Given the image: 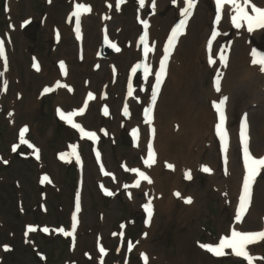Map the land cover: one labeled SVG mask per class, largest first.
Instances as JSON below:
<instances>
[{
    "label": "rangeland",
    "instance_id": "1",
    "mask_svg": "<svg viewBox=\"0 0 264 264\" xmlns=\"http://www.w3.org/2000/svg\"><path fill=\"white\" fill-rule=\"evenodd\" d=\"M48 1L22 0L19 4L15 2L14 10L9 12V1L0 0V35L5 38L8 31L13 32V37H6L9 53L7 51L5 71L2 69V57H0V73H2L0 75V258L2 264H98L99 250L95 246L97 235L103 238L105 243L103 245L110 250L105 258L106 264H145L141 253L146 251L152 256V262L148 260L147 264H248L243 257L232 256L228 248L224 250L225 255L215 256L200 245H216L219 244L221 235L228 236L229 226L236 213V193L240 186L235 180L238 171H241L240 150L237 147L235 132L240 114L248 112L254 137L255 132L260 133L263 124L261 121L264 120V81L248 79L242 84L238 83L234 76V88L232 92L229 89L228 93L226 92L230 102L229 123L233 132L230 159L232 170L228 176H224L228 177L227 183L219 181L222 176L218 165L224 160L220 159L216 166L214 160L219 155L218 146L212 142L211 137H207L208 144L202 143L205 145L200 149L202 153L196 156L199 157L196 166L188 164L194 169L192 179L183 176L185 181L182 193L180 197L176 196L171 215L166 218L161 210L154 206L155 213L152 215L156 217L155 226L146 229L145 217L148 213L144 205L149 191L146 188L138 189L134 191L133 196H127L124 182L132 178L129 172L121 169L122 162L139 163L144 155L142 150L144 143L139 149H134L123 143V133L140 124L144 137H147L146 124L141 114L152 94V84L163 47L160 46L161 42L182 8L178 7L176 2L173 3V0H159L158 10L151 12L148 6L139 9L137 0H126L117 8L114 7L115 0H111L113 5L108 8L105 5L106 0H87L93 3L96 16L91 15L87 20L84 19V45L86 49L91 44H95V47L92 56L86 53V60L79 61L77 58L79 43L73 34L72 25H66L65 22V15L72 11V3L75 0H50L51 4ZM255 2L263 4L264 0H255ZM198 6H201L200 11L196 12L187 34L181 40L180 50L174 63L172 62V73L162 90L157 106L160 122L161 116L165 121L164 116L169 113H173L172 120L177 125H181L179 120H194L193 117L201 110L204 111L212 100L210 95L216 91L215 62L209 63V60L205 59L206 47L203 45L204 42L206 43V34H211L212 26L215 24L213 4L209 0H200ZM30 13L32 15H29ZM141 15L149 18L152 23L150 40L154 50L150 62L153 69L152 75H145L142 78L137 74H130L133 75V92L129 96L126 95V86L130 78L129 68L132 63L139 61L141 56V51L137 47L138 35L144 28L139 19ZM46 17L50 24L55 22L64 24L60 27L62 36L53 35L52 28L56 29V27L49 28L51 32L45 28ZM15 18H18V22H15ZM26 18H34L41 22L32 34L22 30L21 22ZM10 21L16 27H13ZM165 21L167 22L164 25ZM200 24L207 25L204 32L199 31ZM223 24L230 33L231 29L227 26L231 21L226 20ZM101 28L108 29L113 41L119 39L129 45L121 55L116 51L108 59L99 57L104 35ZM164 28V35L162 33L160 36ZM200 33L202 36L199 39ZM262 36L263 33H259L254 35V38L259 42ZM194 41L199 51L201 50L195 55L198 67L194 72L188 70L177 72L179 65L184 63L185 50L189 49ZM187 43H189L188 48H186ZM240 48L237 41L230 48L232 64L230 63V67L226 68V75L233 63L234 68L239 69L241 64L235 58ZM32 57L40 59L43 67L39 71L28 72L27 66L31 65ZM64 58L67 59L68 71L70 70L66 78L71 77L67 82L75 85L72 94L68 92V87L57 86V82L65 85L64 75L58 66ZM112 67L115 68L114 72ZM226 77L224 76L221 81L222 86ZM258 84L260 85L256 89L255 86ZM45 87L51 88L52 91L45 93L43 91ZM88 90L99 93L101 99L87 105L81 120L88 128L103 127L105 136L110 132L116 135V140L121 145L118 148L114 147L108 136L102 141L107 164L118 179L117 187H114L113 177H104V180L100 176L93 158L92 144L82 140L75 128L63 125L56 118L57 105L68 110L82 106L84 95ZM196 101L200 104H196ZM103 103H107L111 108V115L108 118L102 114ZM122 107L129 109L127 115L120 111ZM24 126L29 129L24 137L28 143H21L19 139V132ZM68 142L79 146L85 170L83 187L79 189L76 173L69 171L73 164L76 165L77 159L57 157L58 152L67 150ZM195 142L201 145L199 140ZM263 144L262 139L253 140L254 151L257 153V148ZM13 145H18L15 152L12 151ZM37 148L39 159L35 151ZM184 148L183 151L179 149L176 155L185 158ZM162 161L165 163L166 157ZM186 165L187 163L183 166L187 167ZM205 165L212 171L204 172L202 166ZM120 170L123 172L119 173ZM45 175L49 180L41 183ZM101 182L116 189L115 195L111 196L109 201L104 197L100 187ZM73 188L76 199L78 196L84 197L83 207L79 211L75 210L73 200L70 198ZM228 189L232 191L231 197L227 194ZM257 189L260 195H255L252 209L255 219L252 222L248 221L243 226V230L262 228L264 173L258 179ZM177 191L179 192L178 188ZM162 195L160 194V197ZM167 196H170L169 193ZM185 197L192 198L194 211H188L192 203H185ZM74 214L77 221L75 231L76 234L79 233V237L75 239L74 236H64L59 231L61 228L67 230L72 228ZM103 216H105V224ZM29 225L33 226L35 231H29ZM44 226L49 228V233L43 231ZM147 232L151 237L148 240H146ZM77 240L79 243L75 249L72 244ZM129 242L132 247L134 246L133 249L128 248ZM5 245L8 246L7 250ZM122 245L127 247L122 248ZM36 247L39 249L35 250ZM127 248L128 251L130 250L129 253ZM250 252L254 257L253 264H264V241L253 245ZM36 253L47 255L48 261L41 262ZM178 256H182L183 259L178 260L176 258Z\"/></svg>",
    "mask_w": 264,
    "mask_h": 264
},
{
    "label": "bare ground",
    "instance_id": "2",
    "mask_svg": "<svg viewBox=\"0 0 264 264\" xmlns=\"http://www.w3.org/2000/svg\"><path fill=\"white\" fill-rule=\"evenodd\" d=\"M16 1L17 0H10L9 4L11 6V11H13L12 5ZM146 1L147 0H145V2ZM110 2H111V0H107L106 4L109 5ZM176 2H178V5L180 8H182L185 5V0H176ZM77 3H79V2H77ZM252 3H254L253 0H252ZM80 4H85V3H83V1H81ZM85 5H87V4H85ZM87 6H89V5H87ZM199 7H201V6H198L197 9H199ZM261 7H264V4H262ZM197 11L199 13L200 9L196 10V12ZM92 12L93 13L91 15L96 16V12H95L94 8L92 9ZM233 14L234 13L232 11L231 5L226 4L223 7V9L221 10L222 16H221L220 22L215 24V26L212 27L211 34H209V33L206 34L207 35L206 43L205 42L203 43L204 47L207 48L205 50V54H204L205 59H208V60H209V58L212 59L214 57H217L221 53L222 54L221 56L226 57V61L228 62V64H230L232 62V55H231L230 48L233 46L234 42L237 41V43H239V45L241 46L240 52L238 53L240 57H238V54H237V57L235 58L241 64L238 67L239 68L238 70H236L234 68V63H233V65L230 68V71L228 72V75H226L225 70L227 67H230V65L226 66L225 65L226 61H222V60L221 61L218 60L215 63V75L219 79L222 78V76H227L226 80L223 82L224 85L222 86V88H223L222 91L220 93H215V91L213 90L214 92L211 95H210V93L208 94L211 96L212 100H210V102L206 105V107L204 106L205 107L204 111L201 110L199 112V114H197L195 117H193V118H195L194 120H192V119L191 120H189V119L179 120L181 122V125H177L176 123H174V120H172L174 117L173 113L172 114L169 113V115L164 116L165 121L163 120V118L161 116V122H160V121H158V116H157L158 111H155L153 118L148 123H146V129L149 130V134H150L146 138V148H147L146 154L148 155V146H149V143H151V145L155 151V154H156V163L150 168L147 167V165H146V171H147L146 173L151 178L152 183H148L147 181H144V182H142L141 187L142 188L146 187V189L149 190L148 196L146 198V203L148 204L150 201L151 206H153V204H155V206L158 207L159 210H161L162 214L164 216H166V218H168L171 215L172 208H173L172 206H175L176 196L174 195V193L176 192V188H178L179 192L182 193V186H183V182L185 181L183 179V176L185 175V173L188 170H191V175H192V172L194 171L193 167L192 166L189 167L188 164L190 163V165L193 164L194 166H196L197 159L199 158L196 156H197V154L202 153V150H200V149H201V147L205 146L202 143L208 144V138L207 137H211L212 142H214L218 146L219 155L216 156L215 157L216 160H214L216 162V166L219 164V160L222 157L224 158V162L221 161L220 165H218V168L220 169L221 176H222L219 181L221 183L223 181L224 182L228 181V177L226 178L224 176H228V173H230L232 170L231 169L232 168L231 160H230L231 156H232V136H231V132H230V134L228 135L229 138L226 142L227 153H225V151H224L225 143L221 142L220 136L217 135V133H216V127L215 126L219 122V113L214 108L213 102L219 103L221 99H223L224 97H227V100L224 104V112H225V116L227 117V113L230 112V102L228 101L227 93H228V89H229V91L231 90V92H232V89L234 88V85H235V82L233 81L234 76L237 79V80L236 79L235 80L238 83H242V84H243V82H245L248 79L258 80V82L264 81V72L260 71V66L254 65L251 62L252 58H253L252 57L253 50H255L257 53H264V39L258 43L256 41V38H254V35H258L259 33L263 32L264 28H257L255 30L249 32L247 30L246 24H244L241 28H236L235 26L231 25V27H233L235 29L232 28L231 33H227L226 27H224L223 23L226 20L227 21L229 19L231 20V16ZM86 15H87V13H82L80 16V19L85 17V19L87 20L91 16V15H89V16H86ZM15 22H18V18H15ZM166 22L167 21H165L164 25L166 24ZM49 25H50V23L45 24V28L47 30H49V32H51L52 30L49 29ZM63 25L64 24H59V26H61V27ZM206 26H207L206 24H203V25L200 24L199 31L203 30V32H204ZM158 27H159V25H158ZM227 27H230V24H228ZM168 28H169V26H168ZM213 31H215L217 33V35L215 36L214 39H212ZM101 32H102V28H101ZM164 32H165V28L161 31L160 36H162V33L164 35ZM53 33H55V29H54ZM8 34L10 35V32H8ZM81 35H82L83 43H85V35H84V29L83 28H82ZM154 36L157 38V35L155 32H154ZM201 36H202V33H200V35H198V38L200 39ZM222 37L224 38V40H226V39L230 40L231 39L225 45H224V43H222V45H224L223 47L220 46L221 43L218 42V39L222 40ZM117 40L119 41L120 46H121L120 52H119L120 54H118V55H121L125 51L126 47H128L129 45H127L125 41L121 42V40H119V39H117ZM181 40H182V38L180 39V41ZM209 40H211V48L210 49L208 47ZM163 44H165L164 37H163V40H162L160 46H162ZM180 44H181V42H180ZM180 44H178L176 49H175V52L171 58L170 66H172V62L174 63V61H175V57H176L178 51L180 50ZM188 46H189V43H187L186 48H188ZM197 46L198 45H195V41H194V43L189 46V49L185 50L184 63H181V65H179L178 70H176L177 72H181L182 70L183 71L188 70L189 72H194V70H196V68L198 67V64L195 60V55H196V53L199 54L201 51V50L199 51ZM94 47H95V44H93V45L91 44V45H89V47L87 49H83L84 56L82 57V59L84 61L86 60V53H88L90 56H92ZM242 47L245 49H243ZM151 48H152V46L150 45V50H151ZM162 49L164 50L163 47H162ZM192 49L194 51H191ZM242 49L245 50V52H243ZM248 54H250V56H248ZM32 58L34 59V57H32ZM220 63H222L223 65H220ZM65 67H66V65H65ZM149 67H150V65L148 66V69H149ZM2 68H3V70L5 69L4 62L2 63ZM33 69H35V68L32 65L28 64V66H27L28 72L32 71ZM66 69H67V72L70 73L69 72L70 70L68 71V68H66ZM171 69L173 70L172 67H171ZM171 69H170L168 78L172 73ZM234 69H235V71H234ZM77 76L78 77L80 76V72L77 73ZM70 78H65L63 80V82L68 87L70 86V89H75V85L73 83L70 85L67 82V81H69ZM27 79L29 80L30 78L28 77ZM246 84H247V82H246ZM260 84L256 85L255 88L257 89ZM21 86H23L22 82H21ZM25 88H26V85H25ZM88 91H92V90H88ZM72 92H73V90H71L70 94H72ZM92 92H94V91H92ZM253 92H255V90H253ZM230 99H231V97H230ZM95 100H97V101L100 100L98 94H96ZM159 100H160V98H159ZM93 103H95V102H93ZM196 104H200V103L196 101ZM82 116H84V115L83 114L79 115V117H82ZM162 120H163V122H162ZM76 121L77 120H75V122ZM261 122L263 124H262V127L260 129V133L258 132V134H257L255 132V137H254L253 132L251 131V128L249 130V133L251 136L248 140V146L249 147L251 145L253 146V140L254 141H261V139L264 140V120L262 119ZM225 125H228L227 118L225 121ZM153 129L155 130L154 134L152 131ZM236 136L238 138V140H237L238 146L237 147L241 148L243 146V144L241 143V139L239 138L240 137L239 128L237 129ZM141 139H142V133L140 135V140ZM197 140H199V142H201L200 146H199L200 143L198 144L197 142H195ZM184 143H185V148H184ZM183 148L185 149L184 150L185 158H183L182 155H176V152H178L179 149L182 150ZM175 150H177V151H175ZM257 150H258L257 153L255 152L256 155L257 156L262 155L264 153V144L259 146L257 148ZM76 151H77V149H76ZM165 152L167 154H165ZM77 153H78V151H77ZM165 157H166V161H165V163H163L162 159ZM103 162H104V160H103ZM166 163L173 164L175 166L174 170L167 168ZM186 163H187V165H186L187 167L183 166ZM263 171H264V169H263ZM263 171H262V173H263ZM262 173L260 174V176L262 175ZM244 174H245L244 162H243V159L241 158V171L240 172L238 171V175L235 177V180H237V183L240 184L239 188L237 189V193H236V204H237L236 206H238V204H239V196H240L241 189H242ZM232 178H233V175H232ZM252 192H253V200L251 201V204L249 206V209H248V212H247L245 219H243L242 223H236L235 224V229H237V230H241L243 228V226L248 221L252 222L255 219V216L252 214V209H253L254 200L256 198L255 195L259 194V191L255 185L252 188ZM168 193L170 196H167ZM160 194H163V195L160 197ZM227 194L229 195V197H231L232 191L230 189H228ZM81 200L84 201V197H81ZM193 206H194V203L192 202L191 206L188 207V211H190V212L194 211L195 207H193ZM155 218L156 217L153 216L152 223L150 224V229H152L155 226ZM262 219L264 220V215L262 216ZM149 237H150V233H149L146 240H148ZM222 237H224V236H222ZM260 242H262V240L248 245L247 246L248 251H250V248L252 247V245L258 244ZM144 254H146L147 257L149 258L150 262H152L151 254L148 251H146V253L144 252ZM176 258H178V260L183 259L182 256H178ZM168 262H170V260Z\"/></svg>",
    "mask_w": 264,
    "mask_h": 264
},
{
    "label": "snow or ice",
    "instance_id": "3",
    "mask_svg": "<svg viewBox=\"0 0 264 264\" xmlns=\"http://www.w3.org/2000/svg\"><path fill=\"white\" fill-rule=\"evenodd\" d=\"M50 2V0H49ZM125 0H117V7H119V4L124 3ZM176 0H173V3H175ZM139 3L141 6L144 5L145 0H139ZM186 7L181 9V15L184 17L183 20H181L178 24H176L171 32V35L168 38V43L165 47V55L163 58L160 60V68L159 71L156 72V80H157V85L161 83V77L166 75V61L168 59V49L173 46L174 42L176 41L177 37L184 31L185 25L187 18L192 14V9L195 7L196 0H185ZM228 4L231 5L233 15L231 16V22L236 28H241L244 24L247 25V30L249 32L257 29V28H264V7H259L255 3H252V0H216V5H217V15H216V23H219L221 20V10L223 7ZM155 6V0H153V7ZM251 8V13L248 11V8ZM91 8L85 4H80L77 3L75 5V10L71 13V16H74L76 18V32L79 35L80 32V16L82 13H87L90 12ZM27 23V21L25 22ZM217 33L213 31L212 33V39L215 38ZM147 38V32L144 33L140 37L141 41H145ZM113 48L117 52L120 51L119 47H117L115 44L112 45ZM208 47L209 49L211 48V40L208 42ZM149 49L147 44H145V55H147ZM0 57H3L5 60V67H7V58L5 56V49H4V41L0 40ZM252 64L254 65H259L260 66V71L264 72V53H257L255 50L252 52ZM222 61H226V57L221 56ZM215 61L209 58V63H214ZM34 68H36L37 71H39V65L34 64ZM60 67L61 70L64 72L65 75H67V69L64 65V62H60ZM141 67V65H136L132 69L133 72L136 71V68ZM145 73H148V66L144 65ZM2 75V73H0ZM5 89L7 87V82H4ZM58 87H68L67 85H60L59 82H57ZM45 93L52 91L51 88L45 87L43 90ZM69 91L71 89L69 88ZM216 91H220V82L219 79L216 80ZM153 92L155 94V86L153 89ZM128 95H132V91L129 90ZM94 99V95L89 92L87 100L85 101L84 107L80 108L78 112H70L65 114L64 112H60V116L62 119H66L69 121V123H72V117L75 115H82L86 108H87V102L88 100ZM227 100V97H224L223 99L220 100V102L217 104L214 102V107L216 108V111L219 113V122L216 124V133L221 137L223 141H226L227 138V130L225 127V121H226V116L224 112V104ZM104 114H108V109L105 107L103 109ZM147 111V110H146ZM125 114L127 115V108L125 107L124 109ZM11 115V113L9 114ZM72 126L74 128H77L80 130L82 135L87 136L89 139H96V133L95 132H85L84 128L80 124L72 123ZM29 131L27 126H24L20 132H19V139L21 143H28L27 140H25V134ZM154 133V129L152 130ZM240 136H241V143L243 144V162H244V168H245V174L243 177V183H242V189L241 193L239 196V204L237 207L236 215H235V221L237 223L242 222L244 214L247 212L250 204H251V195H252V184L255 181L256 176L260 173L261 169H264V157H255L251 154L248 146V137H247V121L246 117L244 121L241 123V131H240ZM30 147H35L34 145H29ZM18 145H13L12 146V151L15 152L17 150ZM37 153V159H39V149H35ZM225 153H227V145L225 143L224 147ZM72 155H75L76 159L79 160L80 157L79 155L75 152V146H73V153ZM97 156L99 157V153H97ZM61 159H65V154H60ZM226 158V157H225ZM4 163H8V161H4ZM144 163L147 165V167H152L156 163V154L155 151L149 143L148 146V156L147 159L144 160ZM166 167L169 169L174 170V165L170 163H166ZM202 170L204 172H211V168L208 166H202ZM131 171L136 172L139 176V179L136 181L134 187H139L140 180H145L148 183H152L151 178L143 171L140 169H131ZM107 174V173H106ZM186 179H192L191 176V170H188L185 173ZM45 180H49V178L45 175L41 183H43ZM127 187V186H126ZM175 196L180 197L181 193L180 192H175ZM185 203H192V198L191 197H185L184 198ZM79 202H77L76 205V210L79 211ZM145 209L149 213V217H151L152 211H151V202L149 201L148 204L144 205ZM72 232H67L64 231L63 228L59 229V231L64 232L65 235H72L77 227V221H76V216L75 214L73 215V223H72ZM123 227V225H122ZM29 231H35L33 226L29 225L28 226ZM43 231L47 232L48 229L44 228ZM27 234V233H26ZM115 235V234H114ZM264 240V230L257 231V232H245V231H238L233 227L231 230L230 236H224L221 237L219 244L213 245V244H201L200 247L204 248L205 250L211 252L215 256H223L225 255V249H231L232 253L237 256V257H243L245 260L248 261V264H253L254 257L249 254V251L247 249V246L254 243ZM7 245H5V249L7 250ZM132 244L129 242V249H131ZM100 252L105 253V249L101 246L100 247ZM141 256L143 257L145 264H147L148 257L146 254L141 253Z\"/></svg>",
    "mask_w": 264,
    "mask_h": 264
},
{
    "label": "water",
    "instance_id": "4",
    "mask_svg": "<svg viewBox=\"0 0 264 264\" xmlns=\"http://www.w3.org/2000/svg\"><path fill=\"white\" fill-rule=\"evenodd\" d=\"M112 52V50L110 48H108V46H105V48H103V54L104 55H108Z\"/></svg>",
    "mask_w": 264,
    "mask_h": 264
}]
</instances>
